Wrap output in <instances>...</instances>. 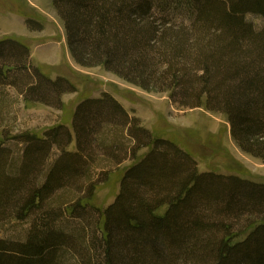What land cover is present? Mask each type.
<instances>
[{"label":"trees","instance_id":"obj_1","mask_svg":"<svg viewBox=\"0 0 264 264\" xmlns=\"http://www.w3.org/2000/svg\"><path fill=\"white\" fill-rule=\"evenodd\" d=\"M51 1L76 62L225 115L236 144L264 161V0ZM6 86L59 108L77 90L15 37L0 38V96ZM72 125L17 134L19 155L0 141V233L28 224L20 240L0 234V264H264V183L201 172L109 92L82 99ZM103 159L115 161L103 181L120 182L106 207L93 203Z\"/></svg>","mask_w":264,"mask_h":264},{"label":"rangeland","instance_id":"obj_2","mask_svg":"<svg viewBox=\"0 0 264 264\" xmlns=\"http://www.w3.org/2000/svg\"><path fill=\"white\" fill-rule=\"evenodd\" d=\"M28 18L36 21V28L43 25V29H30ZM247 20L258 27L263 23L256 15H248ZM3 37L21 39L30 48L33 65L53 79L65 76L77 89L62 96V108L25 102L21 93L11 86L2 89L0 141L15 155L21 154L23 145L14 136L27 131L43 135L62 122L67 123L73 132V113L79 102L86 97H100L109 92L131 114L139 117L146 128L163 138L174 140L189 151L201 172L215 170L264 183V161L236 144L225 115L207 110L204 106H180L171 101L167 92L144 88L102 65L84 66L76 62L67 44L65 25L51 0H0V38ZM70 149H76L75 137ZM145 151L147 149L141 150L140 155ZM57 155L58 150H54L52 160ZM102 162L103 167L97 169L94 175L100 180L103 171L115 164L114 159H103ZM131 163L132 159H127L120 168ZM103 180L97 183L93 197V203L100 207L112 203L120 187L117 172L112 173L107 181ZM73 223L76 224V221H65L66 226ZM27 226V223L5 222L1 225L0 234L11 240H20Z\"/></svg>","mask_w":264,"mask_h":264}]
</instances>
